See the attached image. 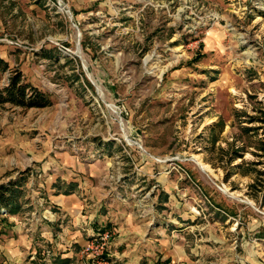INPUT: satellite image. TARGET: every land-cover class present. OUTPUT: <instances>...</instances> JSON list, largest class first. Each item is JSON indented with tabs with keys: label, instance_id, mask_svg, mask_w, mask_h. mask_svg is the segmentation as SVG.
Here are the masks:
<instances>
[{
	"label": "rangeland",
	"instance_id": "1",
	"mask_svg": "<svg viewBox=\"0 0 264 264\" xmlns=\"http://www.w3.org/2000/svg\"><path fill=\"white\" fill-rule=\"evenodd\" d=\"M0 58L4 84L17 69L51 101L0 107V183L30 171L21 211L0 216V264L64 257L36 180L66 151L153 166L161 264H264V0H0ZM115 236L67 258L117 264Z\"/></svg>",
	"mask_w": 264,
	"mask_h": 264
},
{
	"label": "crops",
	"instance_id": "2",
	"mask_svg": "<svg viewBox=\"0 0 264 264\" xmlns=\"http://www.w3.org/2000/svg\"><path fill=\"white\" fill-rule=\"evenodd\" d=\"M54 158L55 165H50L51 169L45 167L43 171L47 173L36 182L49 196L48 201L57 214L51 224L54 228L42 229L43 237L53 241L51 230L57 228L54 241L64 249V257H72L73 247H85L88 237L110 227L116 233L108 252L114 263L174 262L172 253L164 250L163 240L151 235L150 224L154 218L152 165L121 160L111 164L113 158L108 157L94 162L70 151L56 154ZM155 182L161 191L169 193V177L159 174ZM71 184L75 185L74 192L63 194Z\"/></svg>",
	"mask_w": 264,
	"mask_h": 264
},
{
	"label": "trees",
	"instance_id": "3",
	"mask_svg": "<svg viewBox=\"0 0 264 264\" xmlns=\"http://www.w3.org/2000/svg\"><path fill=\"white\" fill-rule=\"evenodd\" d=\"M48 56V53H45ZM9 71V65L6 61L0 58V107L5 105H11L12 107L21 108L23 110L29 109H43L51 105L50 96L38 89L37 87L27 83L21 72L17 69H13L9 77H7V83H3V76L5 72ZM263 152L264 157V142L260 149ZM239 155V154H238ZM241 156H237L240 158ZM29 170L22 172L16 178V180H10L4 183H0V216L2 213L8 215L18 214L22 209L21 197L23 195V186L27 181ZM260 185H263L261 179L264 180V171L258 173ZM68 193V192H66ZM3 221L0 217V223ZM2 233L0 229V234ZM264 234V231L263 233ZM263 236V235H261ZM45 253L42 255L38 251L37 256L32 264H73V259L62 257L61 255H55L48 259L45 258ZM147 264V263H141ZM155 264H161L157 261Z\"/></svg>",
	"mask_w": 264,
	"mask_h": 264
},
{
	"label": "built area",
	"instance_id": "4",
	"mask_svg": "<svg viewBox=\"0 0 264 264\" xmlns=\"http://www.w3.org/2000/svg\"><path fill=\"white\" fill-rule=\"evenodd\" d=\"M111 237V234L109 233V231H105L103 232L98 240L96 241L97 243H90L87 248H85V252H89L93 255V257L97 258L99 257V255H101L104 246L106 244V241ZM98 264H105V263H98Z\"/></svg>",
	"mask_w": 264,
	"mask_h": 264
},
{
	"label": "bare ground",
	"instance_id": "5",
	"mask_svg": "<svg viewBox=\"0 0 264 264\" xmlns=\"http://www.w3.org/2000/svg\"><path fill=\"white\" fill-rule=\"evenodd\" d=\"M197 164L199 165V167H200L202 170H204V171H206V172H209V173L212 172L211 168L208 167V166H206V165H205L202 161H200L199 159H197Z\"/></svg>",
	"mask_w": 264,
	"mask_h": 264
}]
</instances>
